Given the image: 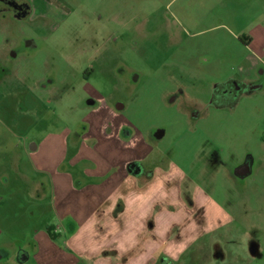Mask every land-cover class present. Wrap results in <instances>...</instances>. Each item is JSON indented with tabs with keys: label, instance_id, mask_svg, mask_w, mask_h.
<instances>
[{
	"label": "rangeland",
	"instance_id": "obj_1",
	"mask_svg": "<svg viewBox=\"0 0 264 264\" xmlns=\"http://www.w3.org/2000/svg\"><path fill=\"white\" fill-rule=\"evenodd\" d=\"M25 1L28 19L0 14V264L80 263L56 206L80 171H104L98 109L143 137L148 170L185 173L205 233L178 264H264V0ZM231 79L247 92L212 104Z\"/></svg>",
	"mask_w": 264,
	"mask_h": 264
},
{
	"label": "crops",
	"instance_id": "obj_2",
	"mask_svg": "<svg viewBox=\"0 0 264 264\" xmlns=\"http://www.w3.org/2000/svg\"><path fill=\"white\" fill-rule=\"evenodd\" d=\"M94 112L98 118L89 136L98 137L91 142L92 150L97 156L95 160L103 162L104 173L98 168L80 171L84 183L71 181L68 193L57 202L56 207L62 210V227L73 228L66 250L79 257L78 264L180 263L183 253L205 233L204 212L192 218L193 212L183 203L185 173L173 166L167 170L154 169L153 176L150 172L131 175L128 164L134 161L145 164L152 150L139 152L147 144L126 121L118 123L117 111ZM114 138L118 144L111 141ZM122 148L127 149L123 151L127 155L121 153ZM80 156L72 158L76 166L91 159ZM112 182L114 185H110ZM198 194L190 199L208 207L209 202L201 201ZM50 250L53 261L55 257H64V251L55 247ZM20 254L24 255L20 263L31 259L22 248L17 256Z\"/></svg>",
	"mask_w": 264,
	"mask_h": 264
},
{
	"label": "flooded vegetation",
	"instance_id": "obj_3",
	"mask_svg": "<svg viewBox=\"0 0 264 264\" xmlns=\"http://www.w3.org/2000/svg\"><path fill=\"white\" fill-rule=\"evenodd\" d=\"M5 13L10 14L14 19L18 21H24L28 19V17L31 14V6L25 0H0V14H5ZM246 92H247L246 83L240 80L231 79L225 83H222L220 86H216L214 88L211 101H212V104H214L215 102H217L219 99H222V98H225V99L228 98L231 101H238V99ZM179 93H182V91L179 90ZM122 108L123 106L119 105L118 109H122ZM193 116L195 118L199 117V111L197 109L194 111ZM243 167L251 168L252 160L250 159V160L245 161L238 168H243ZM139 169H140V173L138 175H135V173L139 171ZM127 170L133 176H142V175H145L146 172L152 173V176L154 174V169H149L148 171L145 164L140 161H134V162L129 163L127 166ZM240 178H243V177H240ZM0 253L4 255L3 250L1 249H0ZM2 255H0V257H2ZM23 257L24 255L20 254L17 257V259L21 260L23 259Z\"/></svg>",
	"mask_w": 264,
	"mask_h": 264
},
{
	"label": "water",
	"instance_id": "obj_4",
	"mask_svg": "<svg viewBox=\"0 0 264 264\" xmlns=\"http://www.w3.org/2000/svg\"><path fill=\"white\" fill-rule=\"evenodd\" d=\"M140 173V169H139V171H137L136 173H135V175H138ZM250 173H251V168L250 167H248V168H237L236 169V174H237V176H239V177H246V176H248V175H250ZM71 229H73V228H71Z\"/></svg>",
	"mask_w": 264,
	"mask_h": 264
}]
</instances>
